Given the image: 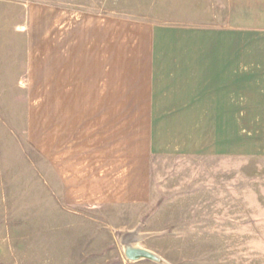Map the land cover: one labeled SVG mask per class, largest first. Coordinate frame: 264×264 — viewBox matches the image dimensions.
Segmentation results:
<instances>
[{"label":"crops","instance_id":"crops-1","mask_svg":"<svg viewBox=\"0 0 264 264\" xmlns=\"http://www.w3.org/2000/svg\"><path fill=\"white\" fill-rule=\"evenodd\" d=\"M222 4L212 19L197 23L64 5L51 8L50 21L29 23L36 49L30 47L27 61L50 63L45 75L29 79L50 86L51 101L35 109L49 111L45 154L58 205L96 212L104 221L149 215L158 165L169 158L209 160L211 204L228 217L237 182L258 183L264 200V24L237 22L236 1ZM251 161L258 171L248 167ZM111 249L104 246L90 261L144 260L128 256L139 248L125 249L128 262L117 257L119 247Z\"/></svg>","mask_w":264,"mask_h":264},{"label":"rangeland","instance_id":"rangeland-1","mask_svg":"<svg viewBox=\"0 0 264 264\" xmlns=\"http://www.w3.org/2000/svg\"><path fill=\"white\" fill-rule=\"evenodd\" d=\"M204 1L0 0V264H93L90 260L104 246L119 247L117 257L126 262L127 247L152 256L136 258L144 259L138 264H264L259 184L237 182L234 212L230 209L229 217L227 211L219 213L211 204V163L206 159H164L149 215L104 221L96 212L52 199L45 154L51 149V121L44 115L49 111L35 109L51 101L50 86L29 79L45 75L50 63L27 61L30 47L36 49L30 44V33L36 31L29 23L39 17L50 21L55 5L177 24L212 19L218 8L223 10V0ZM235 1L237 22L264 24V0ZM246 164L258 171V162ZM133 222L139 225L131 232L127 227Z\"/></svg>","mask_w":264,"mask_h":264},{"label":"water","instance_id":"water-1","mask_svg":"<svg viewBox=\"0 0 264 264\" xmlns=\"http://www.w3.org/2000/svg\"><path fill=\"white\" fill-rule=\"evenodd\" d=\"M129 258L131 259H136L139 257H152L149 253L146 251H137V250H132L128 254Z\"/></svg>","mask_w":264,"mask_h":264}]
</instances>
